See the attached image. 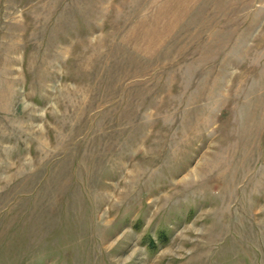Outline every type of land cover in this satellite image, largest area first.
I'll return each mask as SVG.
<instances>
[{
	"label": "rangeland",
	"instance_id": "rangeland-1",
	"mask_svg": "<svg viewBox=\"0 0 264 264\" xmlns=\"http://www.w3.org/2000/svg\"><path fill=\"white\" fill-rule=\"evenodd\" d=\"M0 264H264V0H0Z\"/></svg>",
	"mask_w": 264,
	"mask_h": 264
}]
</instances>
